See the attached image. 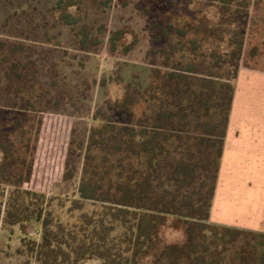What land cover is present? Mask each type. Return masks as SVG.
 <instances>
[{
  "label": "trees",
  "instance_id": "obj_1",
  "mask_svg": "<svg viewBox=\"0 0 264 264\" xmlns=\"http://www.w3.org/2000/svg\"><path fill=\"white\" fill-rule=\"evenodd\" d=\"M194 1L211 8L168 25L165 45L150 53L148 82L122 81L123 98L96 111L87 142H70L63 179L76 177L80 150L78 198H49L32 186L48 180L41 151L52 126L47 114L77 117L81 94L37 79L18 54L23 48L0 52V225L39 227L40 240L24 239L21 250L37 264H264V234L210 221L258 0ZM76 6L59 0L54 11L74 25L69 10ZM87 29L79 34L84 49ZM110 44L127 54L138 37L120 30ZM169 224L184 232L183 242H164Z\"/></svg>",
  "mask_w": 264,
  "mask_h": 264
},
{
  "label": "rangeland",
  "instance_id": "obj_2",
  "mask_svg": "<svg viewBox=\"0 0 264 264\" xmlns=\"http://www.w3.org/2000/svg\"><path fill=\"white\" fill-rule=\"evenodd\" d=\"M58 1L0 0V52L23 48L18 54L28 57L29 71L37 79H57L73 94H81L82 110L77 117H65L58 112L47 114L52 126L44 137L41 151L48 167V180L42 182V186H32L49 198L74 199L78 198L83 154L76 149V177L64 181L70 142H87L91 128L98 124L93 119L96 111L108 101L123 98L122 81L134 80L143 85L148 82L153 66L150 53L165 45L168 25L176 22L182 25L185 20L197 19L199 10L205 12L211 6L194 0H63L77 4L69 10L75 19V24L69 25L54 11ZM257 4L248 17L243 64L264 70V0H258ZM83 27H87L89 33L86 49L79 46ZM120 30L134 31L138 37L136 48L127 54L121 47L116 52L111 50V35ZM131 41L129 37L127 42ZM55 205L56 214L61 215L63 222L68 221L66 210ZM38 230L36 225L5 227L1 224L0 264H37L29 253L21 250L24 239L40 240ZM184 239V232L171 224L163 231L166 244ZM84 264L102 263L89 260Z\"/></svg>",
  "mask_w": 264,
  "mask_h": 264
},
{
  "label": "crops",
  "instance_id": "obj_3",
  "mask_svg": "<svg viewBox=\"0 0 264 264\" xmlns=\"http://www.w3.org/2000/svg\"><path fill=\"white\" fill-rule=\"evenodd\" d=\"M211 223L264 234V70L239 65Z\"/></svg>",
  "mask_w": 264,
  "mask_h": 264
}]
</instances>
